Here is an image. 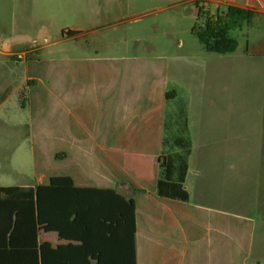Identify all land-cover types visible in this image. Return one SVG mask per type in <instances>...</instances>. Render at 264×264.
Wrapping results in <instances>:
<instances>
[{
	"label": "crops",
	"instance_id": "0c3cea01",
	"mask_svg": "<svg viewBox=\"0 0 264 264\" xmlns=\"http://www.w3.org/2000/svg\"><path fill=\"white\" fill-rule=\"evenodd\" d=\"M70 30L78 33L66 35L68 46L58 52L16 53L8 40L0 49V187L69 176L76 187L131 197L136 264H261L249 255L246 212L217 205L219 163L197 162L188 181L187 160L164 150L167 108L186 90L184 66L171 68L164 53L109 47V38L90 52L87 34ZM160 155L170 162L168 181L180 183L187 200L158 194ZM245 163L228 165V183L237 182L235 170ZM8 215L0 209V227ZM43 242L78 244L40 228L36 244ZM27 260L0 255V264ZM34 264H42L37 253Z\"/></svg>",
	"mask_w": 264,
	"mask_h": 264
},
{
	"label": "rangeland",
	"instance_id": "374dc122",
	"mask_svg": "<svg viewBox=\"0 0 264 264\" xmlns=\"http://www.w3.org/2000/svg\"><path fill=\"white\" fill-rule=\"evenodd\" d=\"M193 1L0 0V49L8 40L16 53L58 52L68 46L62 30L79 27L87 51L109 38V47L164 53L171 68L184 66L186 90L167 108L164 150L187 160L188 181L197 162L219 163L217 205L246 212L249 255L264 264V0H201L209 13L226 3L255 11L228 32L237 46L224 54L207 52L191 33L201 25ZM239 161L246 167L228 183V165Z\"/></svg>",
	"mask_w": 264,
	"mask_h": 264
},
{
	"label": "trees",
	"instance_id": "16d2710c",
	"mask_svg": "<svg viewBox=\"0 0 264 264\" xmlns=\"http://www.w3.org/2000/svg\"><path fill=\"white\" fill-rule=\"evenodd\" d=\"M200 2L193 1L201 25L193 24L191 33L207 52L234 51L237 41L228 32L242 21L248 22L255 11L227 4L209 13ZM62 33L70 36L78 32L68 29ZM158 162V194L187 200L181 184L168 181V156L160 155ZM0 209L9 211L7 225L0 227V255H26V264H34L36 253L42 264H136L134 200L114 189L76 187L69 176H54L35 187H0ZM40 228L78 244H36ZM54 257L57 262L52 261Z\"/></svg>",
	"mask_w": 264,
	"mask_h": 264
},
{
	"label": "built area",
	"instance_id": "2783aa9c",
	"mask_svg": "<svg viewBox=\"0 0 264 264\" xmlns=\"http://www.w3.org/2000/svg\"><path fill=\"white\" fill-rule=\"evenodd\" d=\"M23 56H24V54H20V55H19V58H22Z\"/></svg>",
	"mask_w": 264,
	"mask_h": 264
}]
</instances>
